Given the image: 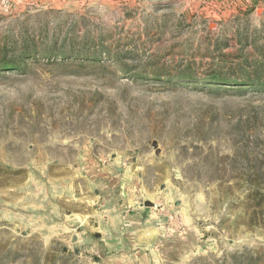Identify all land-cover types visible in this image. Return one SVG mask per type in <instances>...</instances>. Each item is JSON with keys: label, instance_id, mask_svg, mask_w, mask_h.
I'll return each instance as SVG.
<instances>
[{"label": "rangeland", "instance_id": "1", "mask_svg": "<svg viewBox=\"0 0 264 264\" xmlns=\"http://www.w3.org/2000/svg\"><path fill=\"white\" fill-rule=\"evenodd\" d=\"M23 41L111 52L0 69V264H115L125 240L94 220L142 183L191 218L176 264H264V85L134 69L244 61L264 77V0H0V56Z\"/></svg>", "mask_w": 264, "mask_h": 264}, {"label": "crops", "instance_id": "2", "mask_svg": "<svg viewBox=\"0 0 264 264\" xmlns=\"http://www.w3.org/2000/svg\"><path fill=\"white\" fill-rule=\"evenodd\" d=\"M131 186L134 187L133 196H129L127 201L123 202L125 203L123 207L126 206L128 209H122L121 200L117 199L113 206L118 213H114V210L109 212L106 208L98 214V219L94 220L100 239L104 240L112 233L117 234L116 237L122 236L125 240L122 247L114 250L116 256L112 259L115 260V264H176L181 255L191 250L187 240L191 235L188 228L191 218L180 203L177 205L165 192L161 195L150 192L143 183L139 184V187ZM148 197L155 199L153 205L146 204ZM103 205L107 204L104 202ZM131 231L132 238L126 239L125 235H129ZM119 238L123 241L121 237ZM106 258L111 259L108 255Z\"/></svg>", "mask_w": 264, "mask_h": 264}, {"label": "trees", "instance_id": "3", "mask_svg": "<svg viewBox=\"0 0 264 264\" xmlns=\"http://www.w3.org/2000/svg\"><path fill=\"white\" fill-rule=\"evenodd\" d=\"M25 41H23V46L21 48V54L19 59H16L14 57H8L5 54L0 56V69H20L24 65L25 57H28L30 55L32 56V54H35L36 52L38 53V55H43L45 57H51L53 54H56L57 56H62L63 58H89L96 63L100 62L104 56H107V54L108 56H110L111 52L110 50H96L94 52H91L90 49L86 47L80 50L71 51L54 50L49 48L40 51L38 47H31ZM240 42L243 47L249 45L247 38L244 41L240 39ZM228 44L229 43H226L225 45L229 46ZM98 46L99 45H97V47ZM1 50H3L4 53H9L5 45ZM222 56L224 58L227 56L231 57V55L226 54H223ZM114 61L120 63V66L122 68H127V65H125L121 59H115ZM228 63L226 61H222V63H217V65L213 69L207 70L204 74L200 73L201 75L190 63L188 65L178 66L176 68L178 69L177 72H172L173 69L171 67H165L163 64L155 67L138 66L134 69L138 70L136 72V77L154 78L158 80L162 79L164 82L175 84H180L182 80L186 82H191L195 80H207L209 86L216 85L217 88H221V86L223 85L234 86L250 84L255 86V81L264 85V77L253 75L250 73L249 70L243 69L246 65L244 64V61H232L231 63Z\"/></svg>", "mask_w": 264, "mask_h": 264}]
</instances>
